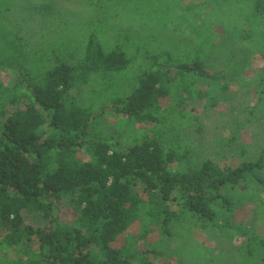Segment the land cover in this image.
<instances>
[{"label": "trees", "instance_id": "16d2710c", "mask_svg": "<svg viewBox=\"0 0 264 264\" xmlns=\"http://www.w3.org/2000/svg\"><path fill=\"white\" fill-rule=\"evenodd\" d=\"M248 1L228 15L235 19L228 21L224 42L203 40L199 55L186 60L164 57L166 52L154 55L130 91L98 111L81 106L78 97L92 76L111 80L128 70L131 58L121 45L105 48L94 32L75 54L45 47L30 53L16 33L2 40L0 248L14 250L12 264H172L173 257L183 264L176 252L183 246L173 244L186 224L209 236V249L235 248L248 259L254 256L251 223L232 217L248 202L264 209V147L256 159L234 165L229 159L237 149L245 152L236 145L221 164L219 152L201 156L188 147L175 148L165 137L172 110L207 97L200 84L228 96L236 76L224 66L235 69L247 59L228 52L238 39L261 43L264 72V30L262 40H256L259 28L246 31L235 23L248 8L253 19L264 14V0ZM203 35L208 38V32ZM205 44L223 68L207 70ZM253 49L246 46L248 53ZM259 83L257 99L264 100V77ZM229 103V113L251 114L237 124L238 131L254 125L259 100ZM211 104L218 105L214 98ZM106 112L159 127L123 143L105 133L101 118ZM231 136L239 143V132ZM63 205L74 212L72 223L59 221ZM155 232L156 239L145 242ZM247 236V243L240 242Z\"/></svg>", "mask_w": 264, "mask_h": 264}, {"label": "rangeland", "instance_id": "374dc122", "mask_svg": "<svg viewBox=\"0 0 264 264\" xmlns=\"http://www.w3.org/2000/svg\"><path fill=\"white\" fill-rule=\"evenodd\" d=\"M245 3L249 4V1L233 0L231 3H225L221 0H0V45L3 39L16 33L27 41L30 53L45 47L64 54H75L84 47L91 32L97 34L105 48L121 45L131 58L128 70L111 80L92 76L88 84L82 87V93L78 97L81 106H89L98 111L112 98L126 95L136 76L152 63L154 55L166 52L164 57L169 53L172 58L186 60L199 55L203 40L210 38V42H224L230 30L228 21L235 19L234 14L241 11L240 6ZM229 14L233 16H228ZM235 23L246 31L259 28L254 38L262 40L260 29L264 30V14L253 19L248 8L240 14L239 21ZM211 29L214 33L210 35ZM207 32L208 38L203 35ZM258 43L260 42H256L257 45H249L240 38L236 45L229 47L231 56L247 57L246 60L236 63L235 69H229L227 65L223 68L216 64L208 44L202 46V53L208 63L207 70L223 68L233 71L236 81L227 97L214 91L212 86L200 84L202 89L207 90V97L172 110L174 115L165 127V137L175 148L182 150L188 147L201 156L214 157L215 153L219 152L217 161L221 164L228 162L225 156H228L236 145L245 148V152L242 154L240 149H237L233 154L235 157L229 159L234 165L243 159H256L259 156L261 148L264 147V120H259L264 114V100L262 96L257 99V95L264 72L261 43ZM246 46L254 48L253 51L250 50L252 53L246 51ZM213 98L215 103H218L217 106L211 104ZM258 100L257 121L254 125L238 131L237 124L251 114L229 113V101H232V104L244 102L254 105ZM101 124L107 135L123 143L134 142L154 134L159 127L152 122H132L112 112L102 115ZM237 132L240 134L239 143H235L231 136ZM57 216L60 222L67 224L75 219L72 209L64 205L60 207ZM232 219L235 222L251 223L248 236L253 241V259L246 258L235 248L222 252L209 249V236L186 224L181 227L179 240L173 244L174 248L183 246L176 250L185 260L183 264H192L193 260L199 264H264V209L255 208L248 202L244 207L235 210ZM157 236L156 232L152 233L145 242L152 241ZM248 236L242 237L240 242L247 243ZM209 255L212 259L204 261ZM15 258L13 249L0 248V264H12ZM171 260L172 264L179 263L177 257Z\"/></svg>", "mask_w": 264, "mask_h": 264}]
</instances>
